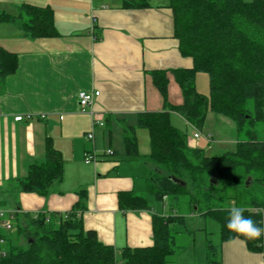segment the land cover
I'll list each match as a JSON object with an SVG mask.
<instances>
[{
	"label": "crops",
	"instance_id": "1",
	"mask_svg": "<svg viewBox=\"0 0 264 264\" xmlns=\"http://www.w3.org/2000/svg\"><path fill=\"white\" fill-rule=\"evenodd\" d=\"M140 2L0 0V207L10 213L12 225L2 232L4 254L8 247L26 246L14 224L26 225L28 215L36 213L64 217L79 203L83 230L93 231L117 256L124 248L152 245V215L166 214V203L147 192V176L158 168L147 159L150 137L137 127V119L141 113L182 104L173 71L190 69L192 60L179 51L169 0ZM23 6L47 10L50 36L23 32L24 21L30 19ZM157 72H164L165 98L154 84ZM80 91L98 92L84 111L78 105ZM18 116L22 120L14 121ZM169 121L181 132L189 126L176 112H169ZM92 122L103 126L93 127ZM127 127L135 128L133 156L125 155ZM90 132L92 141L86 139ZM210 139L207 134L204 142ZM219 142L232 143L227 138ZM187 145L195 148L197 142ZM48 148L61 159L60 180L45 195L21 192L17 181L26 177L30 165L45 160ZM92 149L96 159L85 164ZM106 150L112 155H104ZM127 193L144 197L149 209L128 207ZM148 196L161 204L159 211ZM261 238L262 250L251 252L243 240L222 241L219 235L213 253L206 251L205 261L201 257L197 263L264 264Z\"/></svg>",
	"mask_w": 264,
	"mask_h": 264
},
{
	"label": "trees",
	"instance_id": "2",
	"mask_svg": "<svg viewBox=\"0 0 264 264\" xmlns=\"http://www.w3.org/2000/svg\"><path fill=\"white\" fill-rule=\"evenodd\" d=\"M168 7L179 51L192 60V67L173 71L181 105L138 115L137 127L146 129L150 137L147 159L158 168L147 176V192L169 209L187 197L191 212L218 224L222 241L238 238L249 251L260 252L261 236L246 239L229 231L226 223L227 209L236 207L246 209L243 215L261 227L264 192L255 197L248 191L254 186L264 191V142L251 137L238 142L235 152L205 156L202 149L188 147L186 135L171 126L169 112L178 113L195 129H201L208 110L231 119L238 131L251 121L264 120V0H169ZM22 9L30 16L22 26L26 35H51L47 10ZM36 13L43 17L35 18ZM1 64L2 60L0 71ZM196 73L207 75L208 96L197 92ZM153 79L165 98L164 72L154 73ZM123 143L125 155H136L135 128L123 129ZM60 172L61 159L48 148L45 160L30 165L17 186L23 193L45 195L51 184L60 180ZM124 198L128 207L149 209L144 197L127 193ZM81 210L79 203L64 217L36 213L28 215L26 225L14 224L16 235L24 238L26 246L8 247L0 264H167L177 251L174 234L184 219L174 211L152 215L150 247L124 248L117 256L93 231L83 230ZM207 246V252L213 253L214 247Z\"/></svg>",
	"mask_w": 264,
	"mask_h": 264
},
{
	"label": "rangeland",
	"instance_id": "3",
	"mask_svg": "<svg viewBox=\"0 0 264 264\" xmlns=\"http://www.w3.org/2000/svg\"><path fill=\"white\" fill-rule=\"evenodd\" d=\"M243 1L248 2L250 0ZM195 88L203 96L209 95L208 78L205 73H196ZM194 129L184 126L182 132L187 133V141L193 140L197 142L194 147L202 149L205 156L212 157L223 152H235L238 142L245 139L248 140L251 137H255L258 142H264V120L251 121L238 131L231 119L208 110L201 129H195L199 132V136L196 139L192 138V134L195 132ZM207 134L211 136V139L205 143L204 140ZM226 138L232 143L219 142ZM204 143L203 147L199 146ZM263 192L262 189L254 186L248 191V194L256 197L259 193L263 194ZM148 198L149 203L155 206L156 211H159L161 204L159 202L156 203L154 199H150V196ZM187 201V197L180 198L178 205L172 209H169V205H164L163 211L165 213L174 211L185 220L183 226L176 227L175 231L177 232L174 236L177 251L175 255L168 258L167 264H198L197 260L203 257V253L207 251V244L215 248L217 246V240L220 235L218 233V225L208 217L193 215L195 212L191 213L192 210ZM190 217L192 218L190 219ZM205 259L203 260L205 261Z\"/></svg>",
	"mask_w": 264,
	"mask_h": 264
},
{
	"label": "built area",
	"instance_id": "4",
	"mask_svg": "<svg viewBox=\"0 0 264 264\" xmlns=\"http://www.w3.org/2000/svg\"><path fill=\"white\" fill-rule=\"evenodd\" d=\"M94 21H95L94 18H92L91 26H90L91 27V33H92V25H93ZM94 40H97V39L94 38ZM97 96H98V92H96V91H91V92L80 91V92H78L77 100H78V105H79L81 111H84L87 107H91L94 99ZM21 120H22V118L20 116L14 118V121H21ZM92 126L93 127H102L103 124L97 123V122H92ZM198 136H199V132L197 130H195V132L192 134V137L194 139H196ZM86 139L89 141H92L93 140V134L91 132L88 133L86 135ZM104 155H106V156L112 155V151L106 150L104 152ZM95 159H96V154H95L94 150L92 149L91 151H89L85 154L84 163L88 164L90 162L95 161ZM10 219H11L10 213L3 210L0 207V257L4 256V252L1 249L3 244H4V238H3L2 232L3 231H9L11 229L12 225H11Z\"/></svg>",
	"mask_w": 264,
	"mask_h": 264
},
{
	"label": "clouds",
	"instance_id": "5",
	"mask_svg": "<svg viewBox=\"0 0 264 264\" xmlns=\"http://www.w3.org/2000/svg\"><path fill=\"white\" fill-rule=\"evenodd\" d=\"M245 210L244 208L236 207L227 209L229 217L226 228L246 239H258L261 235H264V228L258 227L251 218H246L243 215Z\"/></svg>",
	"mask_w": 264,
	"mask_h": 264
},
{
	"label": "water",
	"instance_id": "6",
	"mask_svg": "<svg viewBox=\"0 0 264 264\" xmlns=\"http://www.w3.org/2000/svg\"><path fill=\"white\" fill-rule=\"evenodd\" d=\"M169 180H170L171 182H173V183H176V182H178V180H177V179H175V178H173V177H169Z\"/></svg>",
	"mask_w": 264,
	"mask_h": 264
}]
</instances>
